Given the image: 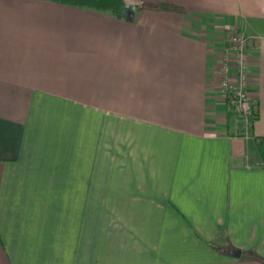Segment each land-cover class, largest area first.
Returning a JSON list of instances; mask_svg holds the SVG:
<instances>
[{"label":"crops","instance_id":"obj_1","mask_svg":"<svg viewBox=\"0 0 264 264\" xmlns=\"http://www.w3.org/2000/svg\"><path fill=\"white\" fill-rule=\"evenodd\" d=\"M130 1L0 0V264H264V0ZM229 30L249 139L218 87Z\"/></svg>","mask_w":264,"mask_h":264},{"label":"built area","instance_id":"obj_2","mask_svg":"<svg viewBox=\"0 0 264 264\" xmlns=\"http://www.w3.org/2000/svg\"><path fill=\"white\" fill-rule=\"evenodd\" d=\"M246 37L236 30H229L226 46L221 54V80L219 90L224 96L228 112L236 114L243 122V137L249 139L252 115V103L248 95L249 79V43Z\"/></svg>","mask_w":264,"mask_h":264},{"label":"trees","instance_id":"obj_3","mask_svg":"<svg viewBox=\"0 0 264 264\" xmlns=\"http://www.w3.org/2000/svg\"><path fill=\"white\" fill-rule=\"evenodd\" d=\"M55 4L86 10L90 12L105 14L116 19H125L131 10L135 7L130 0H47ZM162 10L172 9L175 7L169 4H163ZM178 10V9H177ZM252 115L249 118L251 126L258 119V110L252 105ZM229 115L234 113L228 112ZM249 129V131H250ZM244 134V133H242ZM254 152L256 155L257 165L264 169V137L253 138Z\"/></svg>","mask_w":264,"mask_h":264},{"label":"water","instance_id":"obj_4","mask_svg":"<svg viewBox=\"0 0 264 264\" xmlns=\"http://www.w3.org/2000/svg\"><path fill=\"white\" fill-rule=\"evenodd\" d=\"M230 254L232 256H235V257H238L239 256L238 251H232V252H230Z\"/></svg>","mask_w":264,"mask_h":264}]
</instances>
